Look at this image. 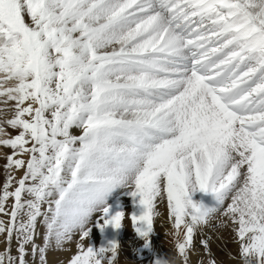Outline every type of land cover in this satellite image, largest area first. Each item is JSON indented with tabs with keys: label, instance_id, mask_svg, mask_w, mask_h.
Returning a JSON list of instances; mask_svg holds the SVG:
<instances>
[{
	"label": "snow or ice",
	"instance_id": "snow-or-ice-1",
	"mask_svg": "<svg viewBox=\"0 0 264 264\" xmlns=\"http://www.w3.org/2000/svg\"><path fill=\"white\" fill-rule=\"evenodd\" d=\"M0 147V264H118L125 219L149 264H219L211 221L264 264V0H0Z\"/></svg>",
	"mask_w": 264,
	"mask_h": 264
},
{
	"label": "rangeland",
	"instance_id": "rangeland-1",
	"mask_svg": "<svg viewBox=\"0 0 264 264\" xmlns=\"http://www.w3.org/2000/svg\"><path fill=\"white\" fill-rule=\"evenodd\" d=\"M9 151L6 148L0 147V185L4 180L3 159L4 153ZM20 175L19 172L16 173ZM127 189L116 187L109 193L105 202L111 206L113 210L116 209L117 204L126 211H132L134 206L132 204V197L126 194ZM203 198L205 202L211 200L210 195L196 193L194 198ZM160 215L154 220V234H150V244L153 251L165 254L168 257H174V246L171 236L169 235L171 228L166 218V209L163 204L159 205ZM124 226L120 229L113 230L110 225L105 226L103 231L92 224L89 236L90 244L93 247H99L105 244L108 240L115 238L120 242V252L118 264H141L140 259L134 253L135 248H139L142 256V264H149L152 259V252L148 249L141 248L143 240L139 239L131 228L130 221L125 219ZM204 235L209 239V246L219 264H238V261L233 257L236 255L238 248L237 244L233 241L232 233L227 228L218 227L215 221H211L203 229ZM199 236H197V247L194 254L191 255L193 264H198L201 256H203L202 246L198 244ZM39 242V241H38ZM4 247L3 238L0 237V249ZM14 247V246H13ZM70 251H74V246L68 244L65 250H49L46 254L48 264H62L68 256ZM231 254V255H229Z\"/></svg>",
	"mask_w": 264,
	"mask_h": 264
},
{
	"label": "bare ground",
	"instance_id": "bare-ground-1",
	"mask_svg": "<svg viewBox=\"0 0 264 264\" xmlns=\"http://www.w3.org/2000/svg\"><path fill=\"white\" fill-rule=\"evenodd\" d=\"M75 131V130H74Z\"/></svg>",
	"mask_w": 264,
	"mask_h": 264
}]
</instances>
